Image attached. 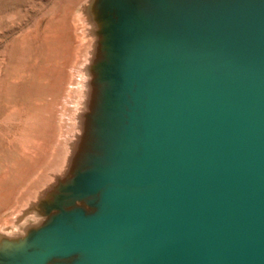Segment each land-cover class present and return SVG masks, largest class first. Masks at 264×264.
<instances>
[{
    "label": "water",
    "instance_id": "1",
    "mask_svg": "<svg viewBox=\"0 0 264 264\" xmlns=\"http://www.w3.org/2000/svg\"><path fill=\"white\" fill-rule=\"evenodd\" d=\"M78 22L0 264H264V0H84Z\"/></svg>",
    "mask_w": 264,
    "mask_h": 264
},
{
    "label": "rangeland",
    "instance_id": "2",
    "mask_svg": "<svg viewBox=\"0 0 264 264\" xmlns=\"http://www.w3.org/2000/svg\"><path fill=\"white\" fill-rule=\"evenodd\" d=\"M83 1L0 0V219L11 214L55 154L83 44Z\"/></svg>",
    "mask_w": 264,
    "mask_h": 264
},
{
    "label": "bare ground",
    "instance_id": "3",
    "mask_svg": "<svg viewBox=\"0 0 264 264\" xmlns=\"http://www.w3.org/2000/svg\"><path fill=\"white\" fill-rule=\"evenodd\" d=\"M77 26H78V24H77ZM67 31H68V30H67ZM79 36H80V35H79ZM76 44H77V43H76ZM80 45H81V44H80ZM80 48H81V47H80ZM74 52H75V51H74ZM78 56H79V55H78ZM76 57H77V54H76ZM73 61H74V60H73ZM70 62H71V61H70ZM65 63H66V62H65ZM45 67H46V66H45ZM51 74H52V73H51ZM55 74H56V73H55ZM48 75H50V74H48ZM52 76H53V75H52ZM54 76H55V75H54ZM44 79H45V78H44ZM70 79H71V78H70ZM47 82H48V81H47ZM60 82H61V81H60ZM49 83H50V82H49ZM54 83H55V82H54ZM55 84H56V83H55ZM69 84H70V83H69ZM68 88H69V87H68ZM54 89H55V88H54ZM57 90H59V89H57ZM38 91L40 92V90H38ZM41 91H42V90H41ZM53 92H54V91H53ZM50 93H51V92H50ZM57 93H58V92H57ZM38 95H39V94H38ZM44 95H45V94H44ZM27 97H28V96H27ZM54 97H55V96H54ZM54 97H53V98H54ZM39 99H40V98H39ZM56 99H57V98H56ZM41 100H42V99H41ZM54 100H55V99H54ZM43 101H44V100H43ZM48 101H49V100H48ZM56 101H57V100H56ZM40 103H41V102H40ZM50 103H51V102H49V105H50ZM54 103H55V102H54ZM56 104H57V103H56ZM56 104H55V105H56ZM44 105H45V104H44ZM55 105H53V106H55ZM43 107H44V106H43ZM40 108H41V107H40ZM44 108H45V107H44ZM44 108H42V109H44ZM48 108H49V107H48ZM37 109H38V108H37ZM46 111H47V110H46ZM44 112H45V111H44ZM57 112H58V110H57ZM53 113H54V112H53ZM61 113H62V112H61ZM46 114H47V113H46ZM39 116H40V115H39ZM57 116H58V115H57ZM30 117H31V116H30ZM49 117H50V115H49ZM60 117H61V116H60ZM34 119H35V118H34ZM52 122H53V121H52ZM60 124H61V121H60ZM30 125H31V124H30ZM40 125H41V124H40ZM44 126H45V125H44ZM58 126H60V125H58ZM58 128H59V127H58ZM27 129H28V128H27ZM47 129H48V128H47ZM35 130H36V129H35ZM55 130H56V129H55ZM60 131H61V130H60ZM60 131H59V133H60ZM46 132H47V131H46ZM49 132H50V130H49ZM51 133H52V132H51ZM56 135H57V134H56ZM58 136H59V135H58ZM47 137H48V136H47ZM54 139H55V138H54ZM57 140H58V139H57ZM43 142H44V141H43ZM31 143H32V142H31ZM40 144H41V143H40ZM55 145H57V143H56ZM41 146H42V145H41ZM19 147H20V146H19ZM31 147H32V146H31ZM53 147H54V146H53ZM29 148H30V147H29ZM35 148H36V147H35ZM35 148H34V149H35ZM50 148H51V146H50ZM21 149H22V148H21ZM41 149H42V148H41ZM41 149H40V150H41ZM17 150H18V149H17ZM52 150H53V149H52ZM50 151H51V150H50ZM16 152H17V151H16ZM21 154H22V153H21ZM21 154H20V156H21ZM27 154H28V153H27ZM24 155H25V154H24ZM22 156H23V154H22ZM31 156H32V154H31ZM40 156H41V154H40ZM25 157H26V156H25ZM25 157H24V158H25ZM48 158H49V157H48ZM44 159H45V158H44ZM16 160H17V159H16ZM48 160H49V159H48ZM19 161H20V160H19ZM19 161H18V162H19ZM31 161H32V160H31ZM50 161H51V160H50ZM7 162H8V160H7ZM13 162H14V161H13ZM29 162H30V161H29ZM32 162H33V161H32ZM19 163H20V162H19ZM3 164H4V163H3ZM4 165H5V164H4ZM10 165H11V164H10ZM10 165H9V166H10ZM12 167H13V166H12ZM12 167H11V168H12ZM18 167H19V166H18ZM36 168H37V167H36ZM17 169H19V168H17ZM0 170H1V169H0ZM0 172H1V171H0ZM9 172H10V171H9ZM15 172H16V171H15ZM20 174H21V173H20ZM20 174H19V175H20ZM14 175H15V174H14ZM10 176H11V175H10ZM18 177H19V176H18ZM12 181H13V180H12ZM5 212H6V211H5Z\"/></svg>",
    "mask_w": 264,
    "mask_h": 264
}]
</instances>
